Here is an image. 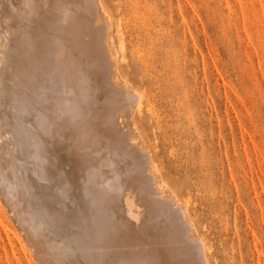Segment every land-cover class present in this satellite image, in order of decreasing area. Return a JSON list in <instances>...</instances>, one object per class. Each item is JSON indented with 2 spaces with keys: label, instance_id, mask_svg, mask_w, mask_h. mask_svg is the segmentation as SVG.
I'll return each mask as SVG.
<instances>
[{
  "label": "bare ground",
  "instance_id": "6f19581e",
  "mask_svg": "<svg viewBox=\"0 0 264 264\" xmlns=\"http://www.w3.org/2000/svg\"><path fill=\"white\" fill-rule=\"evenodd\" d=\"M103 11L0 0L1 204L38 264H209L127 125L142 97L118 80Z\"/></svg>",
  "mask_w": 264,
  "mask_h": 264
},
{
  "label": "rangeland",
  "instance_id": "374dc122",
  "mask_svg": "<svg viewBox=\"0 0 264 264\" xmlns=\"http://www.w3.org/2000/svg\"><path fill=\"white\" fill-rule=\"evenodd\" d=\"M100 2L118 80L142 97L127 125L209 264H264V0ZM0 220V264H38L1 201Z\"/></svg>",
  "mask_w": 264,
  "mask_h": 264
}]
</instances>
